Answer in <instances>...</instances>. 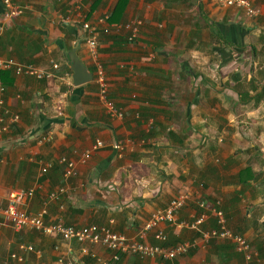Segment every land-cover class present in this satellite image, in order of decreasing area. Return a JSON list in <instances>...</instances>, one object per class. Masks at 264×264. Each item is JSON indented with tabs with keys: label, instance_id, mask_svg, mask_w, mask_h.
Here are the masks:
<instances>
[{
	"label": "crops",
	"instance_id": "1",
	"mask_svg": "<svg viewBox=\"0 0 264 264\" xmlns=\"http://www.w3.org/2000/svg\"><path fill=\"white\" fill-rule=\"evenodd\" d=\"M70 1L14 0L23 13L0 36V57L53 75L37 79L9 70L1 78L6 91L0 117L9 109L20 121L0 133V205L6 206L11 190L34 188L26 208L37 213L50 191L65 186L68 193L51 203L47 220L98 224L134 236L179 192L201 191L207 202L221 203L229 227L251 241L258 264H264V0H253L260 9L256 18L216 0H129L121 22L141 19L140 38L128 42L102 35L98 48L110 82L108 98L122 117L105 106L84 43L78 44V54L94 79L73 83L69 52L79 28L59 18ZM118 1L83 0L89 20L111 14ZM3 13L0 0V20ZM241 85L248 89L236 90V99L231 93ZM236 102L250 126L245 130L250 139L242 146L235 145L234 129L228 127L238 115ZM39 133H52L54 140L39 145ZM97 139L107 146L65 180L58 159H77L74 152L89 149ZM114 142L123 143L122 154L113 149ZM45 163L54 166L43 175ZM200 211L194 199L178 216L192 221ZM213 218L207 227L217 226ZM161 228L169 245L193 240L198 245L175 260L121 255L111 264H246L235 248L230 258L226 248H218L226 241L206 246L194 230ZM148 241L161 244L152 233ZM21 243L40 254L22 252L24 261H13ZM58 244H63L60 238L38 230L15 231L0 216V264H61L54 251ZM79 248L73 243L72 256L81 264H102ZM90 249L110 258L101 245Z\"/></svg>",
	"mask_w": 264,
	"mask_h": 264
},
{
	"label": "built area",
	"instance_id": "2",
	"mask_svg": "<svg viewBox=\"0 0 264 264\" xmlns=\"http://www.w3.org/2000/svg\"><path fill=\"white\" fill-rule=\"evenodd\" d=\"M4 5L3 18L0 20V35L7 28L9 22L19 17L23 10L14 2V0H1ZM217 3L224 7H236L243 10L250 18H256L260 15V9L254 4L253 0H216ZM60 21L64 25H73L79 28L75 46L79 43H84L87 50L90 52L91 59L94 60L96 71L95 80L100 86V93L110 113L122 117V111H118L112 100L108 98L110 91V82L103 64L98 58V48L100 36L102 33L106 35L129 34V40L134 42L141 36V27L143 21L141 19H131L124 24H113L108 21L109 14L105 13L95 20H89L83 0H71L66 8L65 14L60 15ZM134 40V41H133ZM57 68L58 66L55 65ZM14 69L17 73H24L33 76L37 79L49 78L53 75L45 72L35 64H22L14 58L0 57V78L3 71ZM6 88L0 81V109L3 107L5 100ZM7 117L10 120L7 121ZM2 127L0 133L9 130L10 124L18 123L20 116L11 113L9 109H5L0 117ZM37 143L43 145L54 140L52 133L36 135ZM107 145L102 139H97L96 142L83 152L75 151L77 159L61 156L58 159V164L64 167L63 177L69 180L78 175V164L87 163L94 152ZM113 149L119 153H123V143L114 142ZM54 163H45L41 167V174H47L52 169ZM68 193L65 186H60L49 192L47 197L42 202V207L37 213L28 211L26 206L35 196L34 188H15L10 191L7 197L6 206L0 205V216L4 221L11 225L15 231L38 230L44 235L60 238L62 245H56L54 251L58 255V262L61 264H81L72 255L74 253L73 243L80 245L79 250L81 255L90 256L97 259L102 264H111L120 260L121 255H133L141 259H154L160 261L175 260L179 257L188 255L191 250L197 247L196 240L179 242L175 245H163L168 236L161 228L163 224H169L178 228H188L200 232V237L204 245H209V242L214 239L217 242L230 241L235 243V249L242 254L247 264H258L255 261L258 253L253 249L249 239L242 233L234 231L228 225V220L223 212L221 203H207L201 201L197 197L196 192L188 191L179 192L175 195L169 205L164 209H158L152 213L151 217L145 222L143 228L134 236H127L122 233L113 231L107 226L98 224L89 225H68L62 219L47 220L49 208L52 202H56ZM198 202L199 207L203 208L192 221L180 220L178 212L185 206L189 205L192 200ZM211 217H214L219 225L217 229L205 230L204 225L209 223ZM161 244L155 245L148 241L150 234ZM91 245H101L110 252L108 260L102 259L96 252L90 249ZM22 252L40 254L39 251L31 244L21 243L19 250L11 254L13 261L23 262L24 257ZM70 257V259L68 258Z\"/></svg>",
	"mask_w": 264,
	"mask_h": 264
},
{
	"label": "trees",
	"instance_id": "3",
	"mask_svg": "<svg viewBox=\"0 0 264 264\" xmlns=\"http://www.w3.org/2000/svg\"><path fill=\"white\" fill-rule=\"evenodd\" d=\"M128 2H129V0H119L118 1V3L116 4V6H115V8L113 9V11L111 12V14H109V19H108V21L109 22H111V23H115V24H124V23H126V22H121L122 20H123V18H124V11H125V9L127 8V5H128ZM118 22V23H117ZM101 35H106V34H104V33H102ZM106 36H110V37H112V38H114V39H117V38H119V36L121 37V36H123V37H126V40L128 41V42H131L130 40H129V34L128 35H125V34H116V35H106ZM101 37V36H100ZM134 41V40H133ZM135 41H136V39H135ZM6 72V71H5ZM5 72H2V76H1V78L3 77V74L5 73ZM1 78H0V81H1V83L2 84H4L3 82H2V80H1ZM239 91H240V89H238ZM238 94H240V93H238ZM246 94H248V93H246ZM246 94H245V96H246ZM248 96V95H247ZM246 96V97H247ZM245 97V98H246ZM201 209H203V208H201ZM219 209H222V207H220L219 206ZM223 210V209H222ZM223 212H224V210H223ZM224 214H225V212H224ZM225 216H226V214H225ZM226 218H227V216H226ZM213 220L214 221H216V219L215 218H213ZM216 223H217V221H216ZM217 226H215V227H213V226H211V227H207V223L204 225V229L207 231V230H209V229H217V228H219V225H218V223L216 224ZM197 232V231H196ZM199 234H200V232H198ZM241 233V232H240ZM169 243H170V241H166L163 245H166V246H168L169 245ZM214 244V245H217V241L216 240H214V239H212L210 242H209V244ZM171 244V243H170ZM218 248L220 249V250H222V249H224V248H226V249H224L227 253H226V256L228 257V258H230V257H233L234 256V252L233 251H231L233 248H235V243H233V242H230V241H226V243L225 244H222L221 246H218ZM236 250V249H235ZM192 252V251H191ZM255 261L256 262H258L259 261V254H258V256L256 257V259H255ZM246 262V261H245ZM247 264V263H246Z\"/></svg>",
	"mask_w": 264,
	"mask_h": 264
},
{
	"label": "rangeland",
	"instance_id": "4",
	"mask_svg": "<svg viewBox=\"0 0 264 264\" xmlns=\"http://www.w3.org/2000/svg\"><path fill=\"white\" fill-rule=\"evenodd\" d=\"M191 10V9H190ZM190 12V11H189ZM193 16H196V14H193ZM189 17H191V14L189 15ZM199 26V25H198ZM185 47H186V45H185ZM187 48V47H186ZM187 51H190L189 49H186ZM192 59V58H191ZM224 73H226V72H224ZM217 78H218V83L220 82V77H218L217 76ZM221 87V86H220ZM244 87H247V86H244V85H241V87L240 86H238L237 88H241V90L242 89H245ZM247 89H248V87H247ZM236 90H238V89H235V92L233 91V93H231V95H233V96H235L236 97V99H237V97H238V95H237V91ZM222 93V92H221ZM220 93V94H221ZM232 106H233V104H232ZM241 107H242V105H239V103H235V105H234V110H237V112H238V115H236V117H235V120H234V118H233V121L231 122V125H229V123H228V127L229 128H233L234 129V134H235V137H233V141L236 139L237 141H234V143H235V145H237V146H242V144H241V142H245L246 140H249L250 139V137L246 134V132H245V130H248L249 128H250V126H249V123H248V121H246L244 118H243V112L241 111ZM232 110H233V107L231 108ZM243 110V109H242ZM230 120H231V118L229 119V122H230ZM220 122V121H219ZM222 122V121H221ZM227 126V125H226ZM264 130V129H263ZM223 132V131H222ZM233 134V135H234ZM221 134H219L218 135V137L220 136ZM217 137V138H218ZM226 138L225 137H223V141H222V143H225V140ZM261 186H262V188H263V190H264V184L262 183V184H260ZM200 192L201 191H196V195H197V197H199V199L201 200V201H206L207 202V200L204 198V196H202V194H200ZM208 203V202H207ZM250 241V240H249ZM251 242V241H250ZM251 245H252V243H251ZM253 247V246H252ZM253 249L257 252V250L253 247ZM258 253V252H257Z\"/></svg>",
	"mask_w": 264,
	"mask_h": 264
},
{
	"label": "water",
	"instance_id": "5",
	"mask_svg": "<svg viewBox=\"0 0 264 264\" xmlns=\"http://www.w3.org/2000/svg\"><path fill=\"white\" fill-rule=\"evenodd\" d=\"M79 46H75L69 52V59L72 63V70H73V83L75 86H80L86 84L94 79V75L85 63L80 59L78 54Z\"/></svg>",
	"mask_w": 264,
	"mask_h": 264
},
{
	"label": "clouds",
	"instance_id": "6",
	"mask_svg": "<svg viewBox=\"0 0 264 264\" xmlns=\"http://www.w3.org/2000/svg\"><path fill=\"white\" fill-rule=\"evenodd\" d=\"M68 4H69V3H68ZM68 4H67V7H68ZM67 7H66V8H67ZM65 12H66V9H65ZM6 29H7V28H6ZM6 29H5V30H6ZM5 30H4V31H5ZM4 31H3V33H4ZM3 33H2V34H3ZM2 34H1V35H2ZM1 35H0V36H1ZM101 36H102V35H101ZM77 46H79V45H77ZM15 60H16V59H15ZM20 63H21V62H20ZM22 64H27V63H22ZM11 70L14 71L15 73H17L14 69H11ZM6 71H9V70H6ZM3 72H5V71H3ZM18 74H24V73H18ZM24 75H26V74H24ZM1 76H2V75H1ZM243 257H244V256H243ZM244 259H245V258H244ZM245 261H246V260H245Z\"/></svg>",
	"mask_w": 264,
	"mask_h": 264
}]
</instances>
